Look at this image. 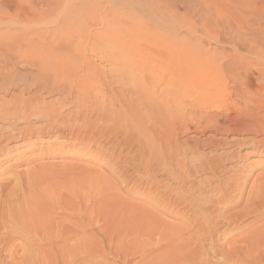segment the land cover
Segmentation results:
<instances>
[{"label":"bare ground","instance_id":"bare-ground-1","mask_svg":"<svg viewBox=\"0 0 264 264\" xmlns=\"http://www.w3.org/2000/svg\"><path fill=\"white\" fill-rule=\"evenodd\" d=\"M56 40L53 38L51 43ZM262 48L260 52L264 53ZM4 49L0 50V74H3L0 75V92L2 90L7 93L9 88L13 85L17 88L21 82L23 88L18 90L20 94L41 86V94H66L70 99L73 92L70 87L63 85L61 88L58 83L37 77L38 65L52 49H36L33 62L28 64L29 69L25 68L22 72L16 66L26 63V50L13 56L14 61L9 60L11 55L7 51L10 50ZM260 58L264 60L262 54ZM108 66V69L99 70L102 78L98 77L97 80L100 78V83L95 81L83 90L81 101H84L85 115H92L88 113L96 111L95 116H98L99 122L103 120L104 123L106 120L111 125V128L105 127L108 128L106 134L109 137L114 135L113 140L120 144V151L133 155V166L128 165L127 161H121L117 163L121 168H112L119 179L122 177L119 183L123 186H127L133 178L137 180L136 188L145 193L138 194V197L148 201L151 211L137 207V204H125L123 197L115 195L116 191L115 194L104 195L101 214L106 221L105 230L96 233L99 235L98 241L87 240L82 226L54 222L50 214L52 208L47 204L50 197L47 194H43V197L37 195L34 190L35 179L19 173L15 175L14 185L0 188V264H52L50 256L42 249L44 246L49 247L50 254H57L61 264H108V254L114 259L112 264H131L130 259L134 256L141 259L138 264H264V223L249 230L264 219V171L257 174H262L260 177L255 176L256 180L249 191L247 188L246 194L245 187L241 186L244 173L237 174L236 168L225 167L229 162H238L246 154L254 160L245 168L264 170V99H261L264 94V77L259 80L256 78L260 82L259 91L249 97V105L242 111L243 108L240 110L238 106L245 96L239 90H236V98L227 107L224 106V96L220 95L221 98L200 92L187 97L180 96V87H184V82L191 80L194 75L190 67L180 69L183 79L180 77L178 79L181 80H177L174 77L165 80L167 76L164 77L163 70L158 67L152 69L143 64L115 67L114 63ZM212 67L217 71L222 68L215 64ZM261 67L264 75V64ZM54 68L56 74L66 72V68L60 64ZM156 69L160 76L153 75ZM112 77H116L115 86L108 82ZM14 79L17 80L14 81L16 86L11 82ZM125 80L127 83L130 81V85H126ZM5 82H9L8 86ZM199 82L197 89L202 91L212 88L215 83L206 76ZM94 86L97 87V94L92 90ZM113 88L117 90L113 91ZM105 89L111 90L108 98L104 96ZM127 93L137 99L135 105L131 103L132 99L129 101L126 98ZM41 96L24 99L20 95L11 102L0 99L1 123L10 122L14 118L40 122L36 128L31 124L23 128H17L16 124L0 126V163L11 158L16 151L14 148L10 151L6 145L17 142L19 147L29 148L33 142L29 145L27 142L34 137L45 143L48 139L38 138L44 132L45 138L61 136L67 138L66 141L72 143V146L80 139L67 127L61 126V131L52 128L55 124L58 126L55 119L65 115L59 112L61 109L56 110L55 104L46 105ZM185 102H189L188 109L183 108ZM223 107L225 116L221 117L219 115ZM254 109L261 114H253ZM43 120L53 122L48 123L49 126L53 125L43 131L42 128L47 124L44 125L41 122ZM91 138L96 141V133ZM87 141L88 144L94 143L92 139ZM90 146L93 145L89 144L85 149L88 150ZM110 147L102 148L112 151L114 146ZM221 150L226 152L212 156V153ZM246 150L249 152L242 154ZM120 155L118 159L122 157ZM102 156L97 153L88 159ZM227 172L230 175L226 176ZM112 189L109 188V191L112 192ZM100 250L108 253L100 254Z\"/></svg>","mask_w":264,"mask_h":264},{"label":"rangeland","instance_id":"rangeland-1","mask_svg":"<svg viewBox=\"0 0 264 264\" xmlns=\"http://www.w3.org/2000/svg\"><path fill=\"white\" fill-rule=\"evenodd\" d=\"M53 38H57L56 41H53L54 44L51 43ZM259 38L264 39V0H0V47L5 48L0 50H10L7 51L12 56H9V60H14L20 51L26 50L24 52L28 56L25 57L26 63H19L16 66L17 70L22 72L25 68L29 69L28 64L33 62L36 49L42 48L45 51L47 47L52 49L41 60V64L38 60L36 61L39 64L40 72L37 77L58 83L61 88L63 85L68 86L73 91L70 99L66 97V94H41L39 90L41 86H36L30 92H21L22 94H20L18 90L21 91L23 85H20V82L18 84L20 87L15 88L14 85L12 86V84L16 86L14 82L16 79H14L11 81L14 82L11 86L15 90L9 88L7 93L1 90L0 99L9 102L20 95L24 99L42 95L41 98L46 105L55 104L56 110L61 109L59 112L65 115L61 116L65 121L57 118L58 120L55 119V121L58 122V126H55L56 124L50 126L59 131L67 127L70 132L83 141L78 139L77 143L72 146V143L66 141L67 138H61V136L45 138L44 132L38 135V138L48 139L47 142H40L44 140L39 141L37 137L30 138L28 144L26 143L29 145L33 142L29 148L19 147L17 142H11L6 146L10 151L13 148L16 151L12 153L11 158L0 163V188L5 189V187L14 185L16 183L15 175L19 173L32 176L35 179L36 194L40 197L47 194L50 197L47 204L52 208L50 210L51 219L54 222H62L70 226L76 224L82 226L85 229L84 238L93 239L95 242L99 240V235L96 233H102L106 227V221L103 220L101 214L104 195L109 196L111 193L115 194L116 191L115 195L123 197L124 201L121 200L125 204L131 203L132 206L137 204V207H145L144 209L151 211L148 201L138 197V194L144 192L136 188L138 182L135 178L127 183V186L119 183L122 177L120 176L121 179L117 177L112 166L117 169L121 168L118 165L121 161L129 162L127 164L133 166V155L128 152L124 153V151L122 153L120 144L113 140L115 139L114 135L109 137L106 134L108 128L105 127L110 126L111 128L108 121L99 122L98 116H95L96 111L88 113L94 115H85L84 101H81L83 90L90 87L95 81L100 83L102 75H99V70L101 68L108 69V65L113 63L116 64L115 67H122L123 64H143L152 69L158 67L163 70L164 77L167 76L165 80L174 77L177 80L183 79L180 69L190 67L194 75L191 76V80L184 82V87H180L178 93L180 96L187 97L200 92H207V94H213L212 96L216 95V97L220 95L224 96L222 97L226 102L224 106L227 107L231 104L229 102L236 98L238 94L236 90H239L238 92L241 91V94L244 93L242 95L245 96L243 98L245 100L239 101L238 109L243 108L242 111H244L249 105V97L259 91L260 82L257 80L264 77L261 71L264 60L260 58L261 54L264 56V53L260 52V48L264 47L261 46L264 40L260 41ZM262 49L264 52V48ZM28 52L31 54L28 55ZM56 64L66 68V72L56 74L54 68ZM212 64L219 68L222 67L221 70L217 71L212 67ZM153 75L160 76L159 70L156 69ZM105 76L107 75L105 74ZM203 76L213 79L215 83L212 88L202 91L197 89V86ZM236 76L238 77L234 78ZM98 77H100L99 80H97ZM180 77L181 79H178ZM115 78L108 79V82H112L113 86L116 85ZM256 78L258 79L256 80ZM9 82H5L6 86ZM125 83L130 85V81L127 83L125 80ZM103 86L105 87L106 84ZM92 90L94 93H98L96 86ZM116 90L113 88V91ZM110 92V89H105L104 96L108 98L111 95ZM133 97L130 93L126 95V98L129 101L132 99L131 103L135 105L137 99ZM261 99H264V94ZM188 104L189 102H185L183 108L188 109ZM223 112H225V108L220 112L222 114L218 113L217 115L220 114L219 116L224 117ZM68 113L72 115L70 116ZM252 113L261 114L255 109ZM74 114L77 115L73 117ZM83 117L84 119H82ZM29 120L26 122L14 118L10 122H0V126L16 124L17 128H23L31 124L36 128L40 125L39 121ZM95 120L97 121L95 122ZM41 122L44 125L47 123L46 127H40L42 130L50 128L49 124L53 123H49L48 120ZM84 128H87L89 132ZM94 128L100 129L99 133ZM106 130L107 132H105ZM95 133L96 141L91 138V135H95ZM102 135L103 137H100ZM188 137L190 135L184 138ZM87 139H92L94 142L89 143L93 146H90L91 148L88 150L85 149L89 145ZM104 139H112V141ZM114 141L116 142L114 143ZM95 142L99 145L102 143V145L99 146ZM85 143L87 144L84 146ZM105 145L111 146L110 148L114 146L116 150L114 147L112 151L109 148H102L106 147ZM72 149L74 150L71 151ZM91 151H98L97 153H101L103 156L88 159L89 156L97 154ZM115 151L117 152L114 153ZM234 151L239 152L238 150ZM219 152L224 153L226 150L214 152L212 156H217ZM248 152L249 150H246L242 154ZM108 153L109 155H107ZM119 153H121L120 159L122 160L118 159ZM199 155H204V153ZM129 157L130 159H128ZM241 159L238 162H231V164L229 162V164H225V167L236 168L237 174L244 173L245 178L241 186L245 187L246 193L247 188L249 191L250 186L256 180L255 176L260 177L262 174H259L260 176L257 174L264 170H258L255 167L245 168L250 161L254 160L249 155L244 154ZM130 162L132 163L130 164ZM225 175H230V172ZM158 179L161 178L158 177ZM245 180H248V183ZM109 188H113L112 192L109 191ZM118 192L121 194L118 195ZM262 223H264V219L249 230ZM229 241L231 242L232 239ZM42 249L48 253L52 264L62 263L57 254L48 252V246H44ZM99 253L105 255L108 252L100 250ZM140 261L141 259L137 256L130 259L131 264H138ZM106 262L112 264L114 259L108 254Z\"/></svg>","mask_w":264,"mask_h":264}]
</instances>
